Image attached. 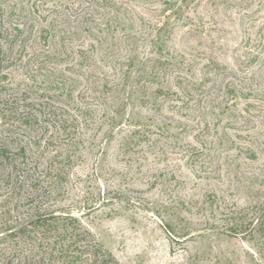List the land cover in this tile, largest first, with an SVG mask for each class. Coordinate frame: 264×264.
<instances>
[{"label":"rangeland","instance_id":"374dc122","mask_svg":"<svg viewBox=\"0 0 264 264\" xmlns=\"http://www.w3.org/2000/svg\"><path fill=\"white\" fill-rule=\"evenodd\" d=\"M7 5L44 52L0 72L20 104H80L87 71H109L110 89L90 91L114 105L113 124L78 127L59 204L120 264H264V221L228 231L225 217L264 204V0ZM4 199L0 188V211Z\"/></svg>","mask_w":264,"mask_h":264},{"label":"trees","instance_id":"16d2710c","mask_svg":"<svg viewBox=\"0 0 264 264\" xmlns=\"http://www.w3.org/2000/svg\"><path fill=\"white\" fill-rule=\"evenodd\" d=\"M13 8L0 6V72L3 76L6 74L2 70L24 55L34 61L44 55L40 48H35L41 36L31 40L32 25L9 21ZM43 32L47 34L48 30ZM50 54L45 56L55 58L58 50ZM97 67L101 70L98 75L91 67L83 77L80 104L45 103V113L42 109L36 110V104H20L16 93L0 86V188L5 193L0 211V243L4 244L0 249V264H120L83 226L71 208L59 204L65 194L63 183L68 170L80 157L84 139L77 136L78 127L98 131L106 122L113 124L115 118V114H111L114 105H108L95 90L90 91L100 86L102 90L110 89L109 71H105L103 65ZM2 80L0 78V82ZM130 81V77L121 76L114 88L128 93L125 86ZM99 106L103 108L98 109ZM37 112L40 118L42 116L40 120ZM37 120L45 126L41 134L31 127ZM97 120L100 123L94 126ZM50 127L55 128V134L46 133ZM225 217L228 231L241 230L264 221V204L250 213L231 212Z\"/></svg>","mask_w":264,"mask_h":264}]
</instances>
